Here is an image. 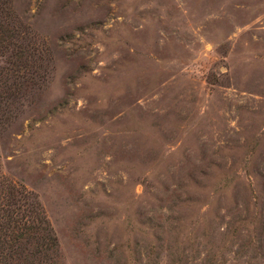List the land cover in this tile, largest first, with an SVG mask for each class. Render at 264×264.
I'll return each instance as SVG.
<instances>
[{"label":"rangeland","instance_id":"obj_1","mask_svg":"<svg viewBox=\"0 0 264 264\" xmlns=\"http://www.w3.org/2000/svg\"><path fill=\"white\" fill-rule=\"evenodd\" d=\"M3 1L45 58L0 172L55 263L264 264V0Z\"/></svg>","mask_w":264,"mask_h":264},{"label":"trees","instance_id":"obj_2","mask_svg":"<svg viewBox=\"0 0 264 264\" xmlns=\"http://www.w3.org/2000/svg\"><path fill=\"white\" fill-rule=\"evenodd\" d=\"M0 1V120L9 104L41 76L44 56L26 32L13 28L8 6ZM43 56V57H42ZM36 61V62H35ZM34 80V81H33ZM4 113V114H3ZM57 241L40 203L23 186L0 172V264H56Z\"/></svg>","mask_w":264,"mask_h":264}]
</instances>
